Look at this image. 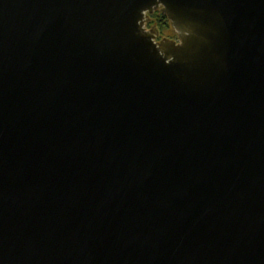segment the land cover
Segmentation results:
<instances>
[{
	"label": "water",
	"instance_id": "water-1",
	"mask_svg": "<svg viewBox=\"0 0 264 264\" xmlns=\"http://www.w3.org/2000/svg\"><path fill=\"white\" fill-rule=\"evenodd\" d=\"M0 264H264V0H0Z\"/></svg>",
	"mask_w": 264,
	"mask_h": 264
},
{
	"label": "flooded vegetation",
	"instance_id": "flooded-vegetation-1",
	"mask_svg": "<svg viewBox=\"0 0 264 264\" xmlns=\"http://www.w3.org/2000/svg\"><path fill=\"white\" fill-rule=\"evenodd\" d=\"M157 13H160L158 20L157 19L152 20V15H151L150 19L148 20L147 25H146L147 29L151 30L152 28H155L158 31V35L156 38L157 42H160L163 39H170V40H173V41H176L179 43V38L176 35V33L174 34V30H173L171 23L168 20V18L165 19L163 17V13H161V11H157ZM170 31H171V33H170Z\"/></svg>",
	"mask_w": 264,
	"mask_h": 264
},
{
	"label": "trees",
	"instance_id": "trees-1",
	"mask_svg": "<svg viewBox=\"0 0 264 264\" xmlns=\"http://www.w3.org/2000/svg\"><path fill=\"white\" fill-rule=\"evenodd\" d=\"M159 16H160V13H156V14H154V17L158 20V18H159ZM163 17L165 18V19H167V17L163 14Z\"/></svg>",
	"mask_w": 264,
	"mask_h": 264
},
{
	"label": "rangeland",
	"instance_id": "rangeland-1",
	"mask_svg": "<svg viewBox=\"0 0 264 264\" xmlns=\"http://www.w3.org/2000/svg\"><path fill=\"white\" fill-rule=\"evenodd\" d=\"M157 13V12H156ZM155 13V14H156ZM152 20H156V18L154 17V15H152ZM147 27V26H146ZM166 31V30H165ZM170 33H171V31H170ZM174 34H175V32H174Z\"/></svg>",
	"mask_w": 264,
	"mask_h": 264
}]
</instances>
